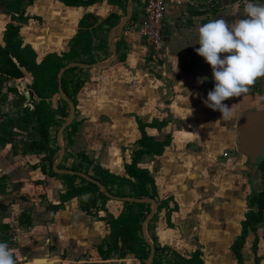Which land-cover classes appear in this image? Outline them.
Here are the masks:
<instances>
[{
	"label": "crops",
	"instance_id": "obj_1",
	"mask_svg": "<svg viewBox=\"0 0 264 264\" xmlns=\"http://www.w3.org/2000/svg\"><path fill=\"white\" fill-rule=\"evenodd\" d=\"M179 1L167 5L165 49L160 53L130 29L131 22L144 18V9H137L140 4L139 8L143 7L144 0H102L88 6H69L61 0H34L32 3L29 0H0V44L4 45V32L6 25L12 22V15L22 13L27 18L15 22L20 24L22 45L35 51L38 62L48 55H61L67 51L85 15H92L90 21L94 23L93 27L100 23L108 27L107 30L97 31L93 41L96 62L85 67L89 68V78L76 95V113L79 99L85 100L84 116H90L96 122L108 117L114 121L111 127L119 128L116 130L119 133L116 137L118 143H112L118 147L114 155L118 162L116 159L112 162L117 164L121 161L122 165L117 164L115 168L109 163L108 155L107 160L99 164L111 172L124 175V165L131 159H127L131 156L127 153L131 150L128 147L130 140L137 136L136 131L140 132L138 122L149 123L143 116L161 113L168 121L166 126H170L169 130L180 127L173 131L170 143L182 147L184 142L181 141L192 140L198 152L195 154L192 151L193 154L186 158L185 154H189L187 144L182 148L184 155L169 152V144L161 155H145L142 158L140 165L148 168L155 177L160 197L158 205L167 204L157 210L156 219L151 222L154 224L151 233L157 236L160 244L170 246L182 255L200 249L204 264H238L232 245L241 234V221L245 218L241 216L242 204L248 205L250 196L242 201L240 185H237L238 189L226 188L225 178L233 181L232 175L224 177L226 174L223 175L220 170L209 172L206 167L208 155L200 149L217 152L237 146V123L248 109L242 111V106L251 97L253 100V96L245 94L224 101L233 110V116L228 120L221 119L219 111L206 107L203 101L214 89L215 81L211 66L197 54L196 49L199 48L200 26L212 19L224 18L234 23L246 18L244 8H241L245 7L243 2L246 0ZM225 55L221 54V57ZM204 77L207 79L199 82ZM32 81V74L26 70L23 77L9 80V85L17 89L7 103L12 115L23 114V107L30 110L27 106H34L37 96L29 87ZM261 99V96H255L254 102L260 103ZM249 108H264V105ZM33 115L35 123L36 115ZM23 121L28 123L24 118ZM85 129L88 133L83 138L87 139L97 127ZM79 132L81 130L77 127L71 144ZM37 137V132H25L22 138L0 147V177H5V190L0 191V226L9 225L11 236L7 243L17 263L142 264L135 256L122 255L115 250L107 258L101 255L99 247L103 245V249L107 248L108 225L105 220L86 213L80 207V198H72L62 207L54 208V205L60 204V195L66 190V185L59 177L45 174L41 167L34 168L32 163L37 160L26 158L27 142ZM63 137L67 144L61 143L57 135L58 144L65 149L68 146L69 150L70 143L66 136ZM83 138L80 136L85 140ZM137 138L135 149L139 147L140 137ZM159 138L156 139L164 141ZM102 146H105L104 143ZM124 147H128L125 155L122 152ZM60 154L61 149L56 154L55 163ZM122 155L126 160H122ZM42 165L47 166L48 163ZM249 179L252 181L251 177ZM232 186L236 187L235 182ZM171 203L178 209L169 214ZM23 210L28 212L31 224L18 220ZM99 215H105V211L100 210ZM261 230V240L259 235L252 233L258 230L250 231L246 237L242 247L245 264H250L249 253L253 251L251 246L256 236L258 249L260 247L257 255L264 260V229ZM121 245L122 242H119Z\"/></svg>",
	"mask_w": 264,
	"mask_h": 264
},
{
	"label": "trees",
	"instance_id": "obj_2",
	"mask_svg": "<svg viewBox=\"0 0 264 264\" xmlns=\"http://www.w3.org/2000/svg\"><path fill=\"white\" fill-rule=\"evenodd\" d=\"M34 0H29L32 3ZM69 6H88L102 0H61ZM111 1V0H110ZM92 15H85L80 21V29L69 43V49L59 54L48 55L41 62L36 60V53L30 47H23L20 37V24L15 23L25 20L24 13L19 16L12 15V22L6 25L4 32V45L0 44V147L12 143L16 139L22 138L26 132H37L38 137L27 142L26 158L37 160L32 163L34 168L41 167V170L51 176L59 177L66 185V190L60 195V204L54 205L58 209L64 203L72 198H80V207L89 215L97 219L105 220L110 234L106 239L107 248L103 245L99 251L103 257H108L114 250L122 255H133L138 258L142 264H145L151 252V241L143 233V223L152 210L151 202H137L127 200H117L122 203L120 209L113 210L108 202L113 200L106 195L96 183L85 179L76 172H84L92 178L98 180L112 195L119 197L134 198H153L159 202L158 187L155 177L151 171L140 165L145 155H161L165 147L170 144V137L164 141L157 140L154 136L147 133L148 127H155L156 123H146L139 121V130L141 136L138 140L139 147L133 151L129 162L124 165L126 175H118L111 172L94 161L85 152L78 153L80 161L72 163L71 166L65 165L68 160L69 150L66 147V154L59 168L64 170H74V173H59L53 169L56 160V154L61 149L58 144L57 135L59 128L69 116V104L61 99L62 105L59 112H55L52 106V98L59 94V74L62 68L70 63H78L66 69L62 74V88L64 93L77 104L76 95L84 86L89 78V68L81 64L91 65L96 62L95 49L93 46L97 31L107 30L104 24L100 23L96 27L90 21ZM28 71L33 76V81L29 85L36 94L37 99L33 102V113L36 115L35 123H26L20 115H12L7 109V103L11 99V94L17 89L9 85L11 78H21L24 71ZM77 122L73 121L64 131L68 143L72 141V136L77 130ZM161 127V126H159ZM53 129L55 134L52 135ZM48 163V165H42ZM87 164V166L85 165ZM92 169V172L90 170ZM264 171V160L260 165L259 171ZM4 179L0 177V191H4ZM165 207L160 203L158 210ZM249 209L245 213V218L241 221L242 230L239 237L232 245L238 264H245L242 247L250 231H257V227H264V189L254 192L248 199ZM178 209L175 205L169 208L168 213ZM104 210L105 215H99V211ZM156 219V214L148 223ZM21 223L28 222L31 219L26 210H23L18 216ZM0 242H8L10 234L9 225L0 226ZM119 242L122 245L119 246ZM152 243L155 245L154 259L151 264H204L203 254L197 249L188 255H182L177 250L167 245H161L155 235H152ZM258 237L253 244V251L256 253V263L260 264L257 255ZM173 253V257L168 258V252Z\"/></svg>",
	"mask_w": 264,
	"mask_h": 264
},
{
	"label": "rangeland",
	"instance_id": "obj_3",
	"mask_svg": "<svg viewBox=\"0 0 264 264\" xmlns=\"http://www.w3.org/2000/svg\"><path fill=\"white\" fill-rule=\"evenodd\" d=\"M245 2H243L244 5H245ZM251 2L252 3H258V4H264V0H253ZM142 5H143L142 8H139V6H141V4L138 6V8H137L138 11L139 10L141 11L144 9V3H142ZM241 8H244V6H241ZM131 24H132V22L130 23V25ZM146 69H148V67H146ZM247 94L253 96V100L251 97L250 98L251 100H249V102L245 103L242 106V111L244 110V108H249L250 106H254V107L255 106H257V107L263 106L264 105V78L258 79L256 84L251 88L250 92ZM255 96H261L263 98V99H261L262 102H260V103L254 102ZM160 99L164 100L162 97ZM61 103H62L61 102V94H55L52 98V106H53L55 112H59ZM86 104L87 103L85 100L83 101V100L79 99V108H77V113H76L74 120L78 121L77 127L79 128V130H81V132H79L77 134V136L74 140L75 142L72 144L71 143L69 144V151H68L69 156H68V160L65 162V165L71 166L72 163L80 161L81 159H80V157H78V153L81 151H85V152L89 151L87 154L92 157L91 159L94 161L93 163H95V164L101 163V161L103 163V161L105 162L108 159L110 161L109 163L111 165H114L115 168H116V166H118L117 164H119V166H120V164L122 165L121 161H119V163H117V164H113V162H112V160H114V159H116V161L118 162V159L116 158V156H114V155H116L115 151L118 150V147L116 148V146H114V144H112V143L113 142L118 143L116 137L118 136L119 133H116V130H118L119 128L111 127L114 125V124H112V123H114V121L108 117H104V118L102 117L96 122L90 116H84L83 112H84V109L86 108ZM160 107H162V102L160 104ZM27 108H29L30 110L27 109L28 110L27 111L26 107H23V110H22L23 114H20V115H21L22 120L24 118V120H26L29 124H31V123H33V121L35 119L34 118L35 116L33 115L32 110H31L33 107L28 105ZM69 113H70V110H69ZM143 118H145V121H148V122L150 121L149 123H156L155 127H148L146 129L147 133L149 135L150 134L154 135L156 138L160 137L161 139L165 140L167 137H170V139H171L170 142H172V139L174 137L173 131L176 130V128L180 129V127H171L172 129L169 130L170 126H168V125L166 126L168 121H166V119H164L162 117V114L158 113V112L155 115L143 116ZM143 118L141 117V119H143ZM67 119H69V116L66 118V120ZM159 126H161V127H159ZM86 127H97V130L95 129L94 133L92 135H90V137H88L87 139L85 137L83 138V135H87V133H88V130L85 129ZM217 129H219V127H217ZM84 130L86 131L85 132L86 134L83 133ZM54 134H55V130L53 129L52 135H54ZM136 134H137V136H134V138L130 140V146H128V147L131 150L127 153H131V156H127V159H130L132 157L133 151L136 148V142H137L136 140L138 139L137 137H140L139 131H136ZM63 136H66V135L65 134L61 135L59 137L60 141H61V143L67 144V142ZM80 136H82V138L85 140L80 139ZM109 136H111L113 138V141H112V138H109ZM177 140L181 141V139H177ZM182 140H183V136H182ZM181 142H184L182 147H181V145L178 146L176 143H175V145H172L170 143L171 147L168 149L169 152H173V153L177 152V153L183 154L182 148H184V146H186V144H187L186 151L189 154H187V155L185 154V157L186 156L188 157L189 155H192L193 153L196 154L198 152L197 151L198 148H196L197 150H195V148H194V145H195L194 141L183 140ZM103 143L105 146H102ZM178 144H179V142H178ZM128 147H124L122 149V152L124 155L126 154V150H127L126 148H128ZM192 151H193V153H192ZM200 151L206 152L208 155L207 158L209 159V162L206 165V167L208 168L207 170L209 172L212 170H220L223 175L226 174V176H224V177H227L228 175H232L233 181L230 179L228 180L227 179L228 177L225 178V183H226L225 187L238 189L237 185H240L241 188L240 187L239 188H240L242 201H244L245 198L249 197L254 192L259 191L261 189H264V171H262V170L259 171L256 180L250 181V179H249L250 178V176H249L250 169L247 166L246 159L237 150L236 145H234L232 149L226 147L225 149H222V150L217 151V152L216 151L214 152V150L211 151V149L208 152V150L206 148L204 150L200 149ZM214 153H216V154H214ZM106 155H108L107 159H106ZM124 155H122L123 156L122 160H126V157ZM85 165L87 166V164H85ZM90 170L92 172L91 168H90ZM230 172H233V173H230ZM124 175H126L125 172H124ZM232 182H235L236 187L232 186ZM229 183H231V185H229ZM228 186H230V187H228ZM168 199H170V197ZM159 201H160V197H159ZM161 201H162V199H161ZM171 204H172L171 208H173L174 203H171ZM108 205H109V207H112L113 210L117 211L122 206V203L113 199V200H110L108 202ZM166 205L167 204H165V206ZM248 209H249L248 205L242 204L241 216L243 218L245 216V212ZM153 225L154 224L151 223L149 228L147 225V233H146V237H148V239H150L151 242H152V235H153L151 233V229H152ZM259 229H262L261 231H263L264 227L259 226V227H257L258 232L257 233L252 232V233L255 235H259L258 237L260 239L262 237V234L260 235ZM156 238H157V236H156ZM157 241H158V238H157ZM252 245H253V241H252ZM251 249L253 250L252 246H251ZM259 250H260V247L258 249V252H260ZM262 251H264V249H262ZM173 256H174L173 253L171 251H169L167 257L171 258ZM249 256H250V259H249L250 264H257L256 260L254 258L253 251L249 253ZM259 262H260V264H264V260L262 261L260 258H259Z\"/></svg>",
	"mask_w": 264,
	"mask_h": 264
},
{
	"label": "clouds",
	"instance_id": "obj_4",
	"mask_svg": "<svg viewBox=\"0 0 264 264\" xmlns=\"http://www.w3.org/2000/svg\"><path fill=\"white\" fill-rule=\"evenodd\" d=\"M244 14L246 18L234 23L219 18L199 28L196 52L211 66L215 81L203 103L219 111L223 120L233 116L232 106L223 102L249 93L257 80L264 78V4L246 0ZM221 54L227 55L222 58ZM0 264H15L7 242H0Z\"/></svg>",
	"mask_w": 264,
	"mask_h": 264
},
{
	"label": "water",
	"instance_id": "obj_5",
	"mask_svg": "<svg viewBox=\"0 0 264 264\" xmlns=\"http://www.w3.org/2000/svg\"><path fill=\"white\" fill-rule=\"evenodd\" d=\"M127 20V19H126ZM79 65L78 63H71L64 68L61 69L59 74V90L63 100H65L70 107L69 119H67L59 128L58 137L63 135L65 129L74 121L76 116V105L75 103L68 97L66 93H64L62 88V74L63 72L71 66ZM84 67H88V65H81ZM237 150L239 153L246 159L247 166L249 167L251 180H256L260 165L264 160V108H248L246 109L238 123H237ZM66 153L65 147H61V154L54 164L53 168L56 172L65 173L70 172L74 173V170H64L59 168V164L62 162L64 155ZM79 175L83 176L85 179L92 181L99 185L102 190L105 191L106 195L111 197L112 199L117 200H127V201H137V202H151L153 207L150 214L147 216L143 223V233L146 236L147 233V225L154 217L158 210V202L153 198H134L130 196L119 197L112 195L110 192L106 191L105 187L96 179L92 178L90 175L84 172H76ZM151 252L146 260L145 264H151L154 259L155 254V245L151 242Z\"/></svg>",
	"mask_w": 264,
	"mask_h": 264
},
{
	"label": "built area",
	"instance_id": "obj_6",
	"mask_svg": "<svg viewBox=\"0 0 264 264\" xmlns=\"http://www.w3.org/2000/svg\"><path fill=\"white\" fill-rule=\"evenodd\" d=\"M169 2L179 3V0H144V18L141 21H133L130 25L132 31H136L145 42L155 51L163 52L164 26ZM15 264H18L14 258Z\"/></svg>",
	"mask_w": 264,
	"mask_h": 264
}]
</instances>
